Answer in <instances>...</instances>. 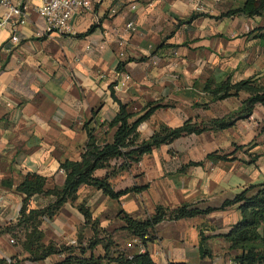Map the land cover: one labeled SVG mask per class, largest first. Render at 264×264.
<instances>
[{
	"label": "crops",
	"instance_id": "crops-1",
	"mask_svg": "<svg viewBox=\"0 0 264 264\" xmlns=\"http://www.w3.org/2000/svg\"><path fill=\"white\" fill-rule=\"evenodd\" d=\"M245 2L92 0L91 8L74 22L76 34L37 36L40 22L31 8L28 22L19 28V43L10 41L9 28H0V260L53 264L64 259L54 254L33 261L27 251L11 243L8 227L18 222L26 198L17 187L28 173L46 177L45 190L63 186L66 174L61 163L82 159L89 140L86 126L101 141L114 140L117 127L108 123L119 112V102L136 113L132 120L160 106L139 125L141 140L149 139L161 124L175 128L188 121L201 126L242 107L249 92L212 101L203 87L208 80L221 83L228 78L233 83L251 77L264 82V30H258L264 28V14L216 17ZM194 13L202 15L185 23ZM129 22L136 24V30L120 47V30ZM121 62L131 76L125 86H118ZM261 125L264 128V106L256 104L250 117L228 129L183 135L154 148L130 168L115 170L110 183L116 191L144 187L140 192L113 199L101 189L82 185L74 202H66L54 218L44 220L40 227L44 242L58 246L82 242L86 247L94 230L79 209L84 205L101 229L120 223L127 234L123 248L133 254L149 251L157 264H229V243L218 254L216 239L197 219L213 223L234 216L218 235L220 241L225 240L221 234L240 219L236 205L219 208L245 188L264 182V131L256 138ZM252 140L257 145L250 148ZM235 145H246L247 151L240 153ZM213 152L232 153V159H214L212 167L206 160ZM118 162L111 160V169ZM109 170L97 169L94 176L103 178ZM53 200L51 194H38L30 199L29 208H43ZM182 205L218 209L194 218L161 221L146 245L123 228V215L146 219L158 206ZM93 253L104 256L103 245Z\"/></svg>",
	"mask_w": 264,
	"mask_h": 264
},
{
	"label": "trees",
	"instance_id": "trees-1",
	"mask_svg": "<svg viewBox=\"0 0 264 264\" xmlns=\"http://www.w3.org/2000/svg\"><path fill=\"white\" fill-rule=\"evenodd\" d=\"M263 14L264 0H246L243 7L228 10L216 17L223 18L235 15L255 17ZM201 15L194 13L185 23L191 22ZM92 29L89 31H92ZM258 30L263 31L264 28ZM161 47H163V44L158 46V48ZM123 68L124 63L121 62L118 71H123ZM203 90L211 95L212 101L238 96L241 91H247L250 94L238 110L223 118L211 119L208 123L211 130L228 129L238 119L250 117L256 104L264 106V82L260 81L258 77H251L236 83H233L230 78L221 83L208 80ZM119 104V112L108 123L110 127H117L114 140L112 142L101 141L93 130L86 126L89 140L82 159L80 161L66 160L61 163L60 167L66 174L63 186L45 190L47 178L37 173H28L18 185L17 189L23 192L26 198L23 201L18 222L10 225L8 230L11 233V239L14 240L21 233L25 234V240L20 238L15 245L27 251L30 254L29 259L41 261L51 255L60 254L64 255V259L53 264H99L103 260L111 264H157L149 251L133 254L131 250L114 243L112 235L106 233L102 236L101 233L104 232V229H101L98 220L92 219L90 211L84 205H80L79 209L85 216L86 223L90 224L94 230V236L89 240L86 247L82 245V242L78 245L61 244L60 246L54 242L45 243L44 232L40 228L44 220L54 218L66 202H74L82 185H91L101 189L113 199H119L129 192H140L144 187H131L116 191L110 183V178L116 172L115 170L130 168L138 163L143 155L151 153L154 148L160 147L162 144L171 143L183 135L200 134L208 130L205 124L199 126L188 121L175 128L161 124L149 139L141 140L138 132L139 125L149 119L160 106L151 107L144 114L132 120L136 113L131 112L127 104L121 102ZM231 154L213 152L208 154L207 158L211 160H230L232 159L230 158ZM113 159L121 160V162H118L111 169L110 163ZM101 168H109L110 170L103 178L95 177V171ZM38 194H51L54 200L43 208H29L30 199ZM234 205L240 211V219L233 224L227 233L221 234L225 241L229 243V249L232 252V263L264 264V182L245 188L233 199L224 201L219 209H226ZM216 209L218 208L208 207L202 209L193 205H182L172 209L158 206L155 214L146 219H135L123 215L125 222L123 228L133 236L138 237L146 245L152 239L151 231L161 221L194 218ZM204 240L205 237H203ZM99 244L103 245L105 255L96 257L93 250ZM88 251L91 254H87ZM202 252L204 254L206 250L203 248ZM0 264L9 263L6 259H2Z\"/></svg>",
	"mask_w": 264,
	"mask_h": 264
},
{
	"label": "built area",
	"instance_id": "built-area-1",
	"mask_svg": "<svg viewBox=\"0 0 264 264\" xmlns=\"http://www.w3.org/2000/svg\"><path fill=\"white\" fill-rule=\"evenodd\" d=\"M30 5L34 6L40 22L37 36L43 37L53 32L76 34L74 22L84 11L91 8L92 0H38V3L30 4L27 0H0V28H9L10 41L13 44L20 42L19 28L29 20ZM132 7L135 8V5ZM135 30L134 22L127 23L126 28L120 30V47L125 46L126 37ZM121 56L123 57L124 53H121ZM117 76L118 86H125L131 80L130 74L124 71H119ZM10 241L15 242L14 239Z\"/></svg>",
	"mask_w": 264,
	"mask_h": 264
},
{
	"label": "rangeland",
	"instance_id": "rangeland-1",
	"mask_svg": "<svg viewBox=\"0 0 264 264\" xmlns=\"http://www.w3.org/2000/svg\"><path fill=\"white\" fill-rule=\"evenodd\" d=\"M28 2H29V4L31 3V2H33V3H38V0H27ZM30 8L31 9H35L34 8V6L33 5H30ZM211 120V119H210ZM210 120H208V122H207V124H205L206 125V127H207V131L206 132H208V135H211V134H214V132H216V130H211L210 128H211V126L208 124L209 123V121ZM239 120H241V119H238L237 121H239ZM236 121V122H237ZM236 124V123H235ZM234 124V125H235ZM158 128H159V126H158ZM221 131V130H220ZM264 131V128H262V125L261 126H258L257 127V136H256V138L257 139H259L258 137L260 136V133L261 132H263ZM257 139H255V140H257ZM254 145H257V142H254L253 140L250 142V144H249V146H250V148L251 147H253ZM245 146L246 145H240V146H238V145H235V148H236V151H240V153H244L245 151H247V149H245ZM215 161L216 160H211V159H209V160H206V162H208L212 167L215 165ZM121 219H123V216H121ZM234 219H235V217L234 216H228L227 217V220H225L224 218H218V219H214L213 221V223H211L208 219H203V218H199V219H197L198 221H199V223L202 225V226H207L208 227V230L209 231H211L210 232V234H211V238L213 239H216V243H217V245H216V251H217V253L218 254H221V252L226 248V249H228V243L224 240V241H220L219 239H218V235L222 232L223 233V231L226 229V228H228V226L229 225H231V223L234 221ZM111 234L112 236H114L115 238L113 239L114 240V243H120L121 244V246H126V240L125 239H127L126 238V233H125V231L120 227V223L119 222H116V223H114L111 227H108L106 230H104V232H102L101 233V235L103 236L104 234ZM25 234L24 233H21L18 237H15V243L14 244H16V243H18V239H20V238H23L22 240H25ZM226 242V243H225ZM225 244H227V245H225ZM221 246V247H220ZM225 246V247H224ZM206 247L209 249V251L211 252L212 250H211V246H210V244H208L207 243V245H206ZM221 251V252H220ZM220 252V253H219ZM222 255H223V253H222ZM211 257H213V254L212 255H210ZM226 256H228L229 257V259L231 258V260H232V252L231 251H228L227 253H226ZM225 257V256H224ZM228 263L229 264H233L232 262H229L228 261Z\"/></svg>",
	"mask_w": 264,
	"mask_h": 264
}]
</instances>
